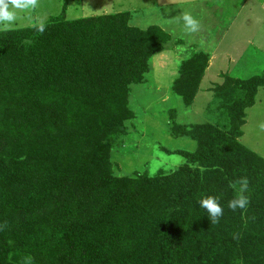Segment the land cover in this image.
<instances>
[{
	"label": "trees",
	"instance_id": "16d2710c",
	"mask_svg": "<svg viewBox=\"0 0 264 264\" xmlns=\"http://www.w3.org/2000/svg\"><path fill=\"white\" fill-rule=\"evenodd\" d=\"M128 20L127 12L56 18L43 31H0V264H264V159L238 142L264 71L224 76L213 89L226 131L210 120L170 130L196 143L192 153L161 147L185 159L180 167L119 176L109 142L134 118L130 86L173 48L160 28ZM190 53L180 54L170 87L188 110L209 61ZM242 178L249 203L232 211L230 184L238 189ZM207 196L223 208L216 224L199 203Z\"/></svg>",
	"mask_w": 264,
	"mask_h": 264
},
{
	"label": "rangeland",
	"instance_id": "374dc122",
	"mask_svg": "<svg viewBox=\"0 0 264 264\" xmlns=\"http://www.w3.org/2000/svg\"><path fill=\"white\" fill-rule=\"evenodd\" d=\"M187 1L38 0L36 7L28 9V12L24 13V17L20 16L23 12H20L21 9H15L16 19L7 26L0 23V31L20 29L31 25H45L56 18L71 21L127 12L130 26L140 30L150 26L160 28L172 40L171 47L173 48L168 49L179 50L180 54L184 51L188 52L185 59H188L190 54L192 55L190 53L192 51L214 49L218 43L216 39L219 37L218 53L225 52L231 57L223 61L218 55L215 62L217 65L233 68L240 57L242 62L245 58L253 63L256 62L255 58L244 56V51L249 50L251 41H260L264 48V14L257 5L253 3L250 8L252 14L249 16L252 18L243 19L244 11L223 35L227 19L222 20L221 17L215 16L213 10V16H202L204 11L202 5L187 4L190 3L189 0ZM239 1L237 0V2ZM9 7L10 10H13L11 6ZM207 7L217 8L211 3H208ZM184 14L191 15L198 22L204 20V31L201 29L196 32L187 31L183 21ZM33 16L36 20L33 19ZM212 25H215V29L209 31ZM252 54L254 55L253 52ZM179 63V59H176L172 52L168 50L161 52L149 61L150 71L143 78V82L130 86L129 108L133 112L134 118L127 121L123 125V132L112 136L109 142L110 159L113 171L117 175L131 176L138 172L154 177L160 173H170L184 164L185 159L182 156L174 153L167 154L161 150V147L169 151L179 150L189 153L196 150V143L191 140L193 138L189 139L181 135L179 138L172 137L169 132L171 129L173 130V127L176 130L179 128L177 132L179 134L181 128L190 130L189 128L192 126L210 120V123L220 130H227L229 117L222 102L214 105L212 113H206L207 103L212 100L211 93H199L191 110L185 109L180 98L172 94L170 87L177 76ZM251 66L252 68L242 75L243 80L251 76H258L264 71V68H261L264 66L262 63ZM145 78L150 79L153 84H149V81L150 86H148ZM213 82L219 84L220 80L215 79ZM223 85V81H221V85L218 87L221 88ZM145 86L149 88L147 92L141 89ZM206 86L207 80H204L202 88L204 89ZM226 94L222 92L221 95L226 101L225 103L229 101ZM172 110L175 112L176 121L179 124H172L169 119L170 115H174ZM244 114V124L240 129L242 136L238 142L247 150L264 159V87L257 90L253 106L248 108Z\"/></svg>",
	"mask_w": 264,
	"mask_h": 264
},
{
	"label": "crops",
	"instance_id": "0c3cea01",
	"mask_svg": "<svg viewBox=\"0 0 264 264\" xmlns=\"http://www.w3.org/2000/svg\"><path fill=\"white\" fill-rule=\"evenodd\" d=\"M186 2H188V1L186 0ZM189 2L190 3H187V4L202 5V7H203L202 10H204L203 14L201 13L202 16L203 15H207V16L208 15L209 16L212 15V10H213L214 11L213 14L215 16H219V18L221 17L222 20L227 19L226 29L223 32V35L225 34V32L227 30H229L231 28V25L235 21H237V19H238L237 17L239 15H241V13H243L244 11L245 12H244V15H243V19L244 18H252L249 15L252 14L251 11H250V8L252 7L253 3L255 5H257V7L260 9V11L264 14V0H243L242 2H241V0L239 2H237V0H189ZM208 3H211L212 5L214 4L217 8H214V9L208 8L207 7ZM218 9H219V14H218ZM20 12H22L20 16L24 17V13H27L28 9L20 10ZM223 15H226V16H223ZM33 19L36 20L35 16H33ZM203 21L204 20H199V22H198L199 23V29H201L202 31H204V23H203ZM244 23L242 24V27H243ZM213 29H215V25H212L211 26V30H209V31H212ZM210 34H212V33H210ZM262 34H261V36H262ZM216 40L218 41V43L216 44L214 49H212V50H204V51L201 50L200 51V52L206 53L209 56V61H208L207 67L205 69L204 75H203V77L201 79V82H200V85H199V89H198V92H197V94L195 96L194 101L196 100V97L198 96V94L201 93V92H209V93H211L212 100L208 101L207 106H206L207 110H209V109L212 110L213 109V102L215 100V97H214L215 94L213 93V89L217 85H221V81H223L224 76H227V77L232 78V79L243 80L242 79V75L245 72H248L252 68L251 65L258 64V63L259 64L262 63L264 65V48L262 47V44L260 43V41L259 42H255V41L252 42L251 41L250 44H249V50L247 49L246 51H244V56H250L251 58H255L256 59L255 63H253L252 61H249L248 58H245L244 62H242L241 61L242 58L238 57L239 59H238L237 63H235V66L233 68H231V67H223L222 65H220V66L217 65L215 62H216V60L218 58L217 57L218 55H219V57H221L223 59V61L228 60L231 57V55L227 54L225 52L218 53L220 38L218 37V39H216ZM167 50L172 52L175 55V58L179 59V62L182 60V57H181L180 53H178L179 51H177L175 49H167ZM252 52L254 53V55L252 54ZM261 68H264V66H261ZM215 79L220 80L219 84H216L215 82H213ZM204 80H207V86L203 89L202 88V83H203Z\"/></svg>",
	"mask_w": 264,
	"mask_h": 264
},
{
	"label": "clouds",
	"instance_id": "9594fccd",
	"mask_svg": "<svg viewBox=\"0 0 264 264\" xmlns=\"http://www.w3.org/2000/svg\"><path fill=\"white\" fill-rule=\"evenodd\" d=\"M37 5V0H0V23H4L6 26L16 19L15 9H30L35 8ZM13 10H10V7ZM183 21L185 29L189 32H196L199 29L198 21L189 14L183 15ZM40 31H43V26H40ZM239 188L237 189V184L232 183L230 187L235 189L234 198L228 202V208L232 211L239 209H244L249 203V199L244 193L248 188V180L242 178L237 182ZM200 206L207 210L209 214V219L212 224L219 222L220 217L223 215V208L219 203V198L214 196H207L199 201Z\"/></svg>",
	"mask_w": 264,
	"mask_h": 264
}]
</instances>
